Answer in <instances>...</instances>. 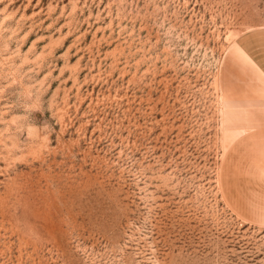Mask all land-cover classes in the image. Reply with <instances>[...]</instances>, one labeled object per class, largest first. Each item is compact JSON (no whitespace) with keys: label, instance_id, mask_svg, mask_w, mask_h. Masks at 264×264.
I'll list each match as a JSON object with an SVG mask.
<instances>
[{"label":"rangeland","instance_id":"1","mask_svg":"<svg viewBox=\"0 0 264 264\" xmlns=\"http://www.w3.org/2000/svg\"><path fill=\"white\" fill-rule=\"evenodd\" d=\"M259 27L264 0H0V264H264L222 184Z\"/></svg>","mask_w":264,"mask_h":264},{"label":"crops","instance_id":"2","mask_svg":"<svg viewBox=\"0 0 264 264\" xmlns=\"http://www.w3.org/2000/svg\"><path fill=\"white\" fill-rule=\"evenodd\" d=\"M235 44L240 56V61L232 57L237 72L245 67L256 78L246 76V83L225 79L222 86L231 103L244 109L254 106V111L244 110L246 115L241 118L254 119L258 125L232 143L223 170V193L239 215L264 222V27L244 31Z\"/></svg>","mask_w":264,"mask_h":264}]
</instances>
